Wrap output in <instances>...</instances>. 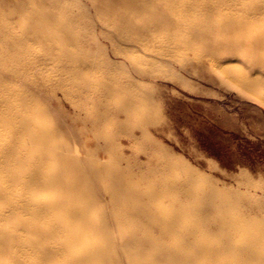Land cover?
I'll use <instances>...</instances> for the list:
<instances>
[{
  "label": "bare ground",
  "instance_id": "1",
  "mask_svg": "<svg viewBox=\"0 0 264 264\" xmlns=\"http://www.w3.org/2000/svg\"><path fill=\"white\" fill-rule=\"evenodd\" d=\"M11 2V18L0 19V180L7 198L0 206V264H46L51 256L56 260L50 264H264L259 221L233 218L229 201L222 202L215 187L199 192L200 178L188 168L183 179L173 175L170 163L115 175L130 163L113 154L111 147L121 141L104 131H129L131 141L136 137L127 121L134 113L142 117L141 131L161 123L123 90L117 67L127 63L145 74L154 65L177 61L176 50L225 27L243 50L264 53V0L257 8L250 0H137L134 8L128 0ZM223 8L244 13L225 15ZM242 79L244 87L260 84ZM57 90L72 102L70 122L80 120L82 131L57 109L62 103ZM48 112L61 127L46 119ZM62 127L75 144L55 140L64 137ZM85 134L91 149L80 144L78 137ZM142 137L150 142L147 154L156 156L159 146L144 132ZM82 149L96 158L84 163ZM153 172L170 174L142 184L145 173ZM67 177L96 188L103 184V194L84 193L83 185ZM102 202L115 209L95 212ZM22 231L43 237L33 243ZM39 246L44 254L35 252ZM146 248L155 249L149 262L143 261ZM6 254L10 260L3 259Z\"/></svg>",
  "mask_w": 264,
  "mask_h": 264
},
{
  "label": "rangeland",
  "instance_id": "2",
  "mask_svg": "<svg viewBox=\"0 0 264 264\" xmlns=\"http://www.w3.org/2000/svg\"><path fill=\"white\" fill-rule=\"evenodd\" d=\"M11 1L1 0V20L11 18L9 17L12 16ZM136 1L128 0L132 8L137 6ZM250 2L254 8L260 6V0H250ZM221 11L225 15L231 12L244 13L242 8H223ZM209 29L215 30V27L211 26ZM193 44L189 48L178 49V52L176 50L175 54L179 57L177 61L154 65L147 68L145 74L133 70L127 63L115 69L116 75L119 76L118 83L122 84L123 90L135 98L143 110H147L150 115H158L161 126L151 125L150 128L141 131L142 117L134 113V116L127 121L136 137L131 140L132 142L127 141L129 131L125 132L116 128L104 130L118 142L121 141L120 144L114 143L111 147L113 154H123L130 163L129 168L123 173L122 170H114V174L121 176L141 169L146 172L148 169L170 163L175 168L173 175L183 179L186 169H191L200 178L196 183L199 192L210 187L217 188L221 201H229L228 204L231 205L228 214L238 219L244 217V220L251 222L257 220L260 223L257 225L258 228L264 231V96L262 95L264 53L250 54L243 50L240 47V41L231 34L229 27L221 29L213 38L194 41ZM106 50L110 51V47ZM198 55H204L205 58L194 59ZM118 59L123 60V58ZM242 76L252 78L260 84L244 87L246 85L243 83ZM51 93L53 94V91ZM54 95L61 99L62 103H57V109L62 112L61 114L64 113L68 125H72L74 130L82 131L85 127L80 120L70 122V117L74 116L72 102L65 100L58 90L54 92ZM257 96L260 99H257ZM40 99L41 105L47 108L46 99L42 97ZM50 114L48 112L46 119L52 125L61 127V122L56 118L54 121L53 115L51 114V117ZM112 121L119 122L116 119ZM54 123H60V126ZM62 128L64 137L68 136V139L63 137L55 138V140L62 139L75 144L76 142H73L70 135L65 132V128ZM143 132L159 146L157 149L159 157L158 154L156 156L147 154L146 148L149 149L150 142L143 139ZM88 136L85 134L84 138L79 136L78 139L81 141L80 144L86 142L87 149L88 147L91 149L94 145L92 140L91 143L88 142L90 140ZM80 154L81 159L84 158V163L87 158H96L93 153L89 155L86 149H82ZM104 155L107 156L101 153L100 157L104 158ZM162 155L166 156L163 161L160 159ZM106 159L108 160L106 157L102 161L106 163ZM123 165H125L124 162ZM82 171L86 174L88 172L86 168L84 170L82 168ZM169 174L168 172L145 173L142 180L144 182L141 181V183L153 182L158 178L166 179ZM65 180L69 183H78L80 187L83 185L84 193L92 192L95 196L103 194L99 189L103 188V184L101 186L98 184L96 188V185L90 182L79 183L78 180L68 179V177ZM3 186L4 182L0 180L1 207L7 199L1 194ZM120 192L122 193V189ZM106 204L102 202L99 206H94L96 207L94 211L103 214L107 210L115 209L114 205ZM26 217L28 216L24 218ZM11 224L12 222L9 221L7 226ZM121 227L122 230L127 228L125 224ZM21 234L27 235L33 243H38L43 237L39 232L28 235L27 232L22 231ZM53 243L56 242L49 244ZM35 252L44 254L45 248L39 246L35 248ZM154 253L155 249L146 248L143 261L149 262ZM3 259L10 260V257L6 254ZM55 260L56 256H51L45 263L50 264ZM200 262L197 260L195 263ZM255 262L254 264H259L258 261Z\"/></svg>",
  "mask_w": 264,
  "mask_h": 264
}]
</instances>
